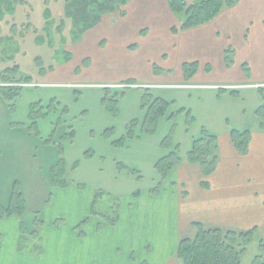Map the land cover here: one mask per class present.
Wrapping results in <instances>:
<instances>
[{"label":"rangeland","instance_id":"obj_1","mask_svg":"<svg viewBox=\"0 0 264 264\" xmlns=\"http://www.w3.org/2000/svg\"><path fill=\"white\" fill-rule=\"evenodd\" d=\"M233 5L213 19L221 28L209 41L210 63L202 65L183 61L187 51L172 43L184 30L172 31L179 27L181 14L172 12V16L157 9L149 15L132 8L113 27L111 22L123 16L109 0H0V71L18 64L16 76H28L32 82L12 85L17 94L11 98L0 93V204L8 203L13 187L24 189L30 198L28 210L19 216L20 248L34 252L42 247V230L73 225L87 238L86 246L79 249L86 257L92 249V230L101 228L98 221H104L109 229L107 257L114 252L125 256L133 245V257L138 260L140 240L149 236L141 232L130 238L122 232L132 228L130 222L136 217L140 219L134 227L152 229L141 220L149 207L137 203L140 198L133 193L142 195L157 186L156 161L176 146L178 155L185 158L203 130L221 137L232 129L252 131L264 126V82L250 83V55L242 48L253 38L261 15L239 16L235 22L239 14L235 15ZM98 7L105 11L99 14ZM122 8L126 10V5ZM98 16L93 23L91 19ZM250 19V30L242 31V24ZM221 62L231 70L240 65L245 83L252 86L189 85L197 75L195 84L208 82L202 73L217 78ZM151 72L160 86L141 84L153 81ZM109 83L138 86L105 85ZM116 92L115 109H110ZM156 97L170 106L153 124L146 113ZM66 185L78 191L81 199L75 192L67 196L68 205H58L62 217L55 219L54 191ZM162 186L163 182L155 197L163 194ZM159 206L160 225L153 228H159L156 236L161 242L170 236V217L165 213L172 210L166 199ZM101 215L117 216L116 222L121 215L122 220L110 225ZM193 233L195 229L189 236ZM259 238L253 235L240 264H264Z\"/></svg>","mask_w":264,"mask_h":264},{"label":"crops","instance_id":"obj_2","mask_svg":"<svg viewBox=\"0 0 264 264\" xmlns=\"http://www.w3.org/2000/svg\"><path fill=\"white\" fill-rule=\"evenodd\" d=\"M235 7L237 8L235 15L239 14L235 18V22L239 16L248 18L255 14L261 15L256 26L253 27V38L251 35V39L248 38L245 45L242 44L243 50L250 55L252 73L250 83L260 84L264 82V0H238L232 9ZM132 8H135V11H144L143 14L149 11V15H153L157 9H160L174 16L169 8L168 0H130L126 4L124 16ZM230 9H227L225 13H229ZM124 16L111 22L112 26L119 25ZM252 21L250 19L249 24L248 21L244 22L241 30L243 31L245 28L250 30L249 25L253 23ZM107 22L110 24V21ZM235 22L230 28L235 26ZM114 23L116 24L114 25ZM219 27L221 28L220 25L218 26L217 19H212L205 24L184 29L180 35L177 34L178 37L172 43L178 44V47L187 51L188 56L183 61H195L206 65L210 63L209 41L212 36L219 34ZM144 40L142 39V41ZM148 44L149 42L145 46ZM128 47L131 46L128 45ZM219 67L217 78L212 79L211 74L202 73L203 77L208 78L209 84L208 82L202 85L195 84L197 80L199 81L197 75L189 85L204 88L214 85L252 86L245 83L246 79L240 65L231 70L230 68L226 69L221 62ZM152 73L151 76L155 81L156 78ZM153 81L141 84L160 86V82ZM5 128L10 127L6 126ZM216 139L218 160L210 175L205 177L198 164L187 162L185 158L181 157L183 162L174 166L163 181V194L160 197H155L151 191H146L142 195L139 192L133 193L134 198H140L139 201H136L137 203L149 207L148 209L144 208L141 220L147 221V224L152 226V229L134 227V222L140 217L134 219L133 216L134 220L130 222L131 225L133 224L132 228H127L124 234L122 232V236L126 234L130 238L132 236L136 238L135 235L139 236L141 232L144 236H149L148 239L140 240L139 252L141 253L138 255V260L133 257L132 252L135 248L133 245L129 246L130 253L126 252L125 256L114 252L107 257L106 249L109 244L105 233L109 229L105 227L107 224L104 221L97 219L101 228L92 230V249H88L86 257L82 256L79 249L86 246L87 238H82L73 225L66 228H50L49 226L48 231L42 230L39 234L42 247L34 252L27 247L20 248L22 218L13 214L0 218V264H14L13 262L17 260H20L19 264H29V260L33 262L31 264H141L142 261L148 264H179L176 257L178 243L184 237H191L189 235L194 229L193 223L196 222L204 228L229 230L237 233L253 230V235L258 234L260 241H264V126L250 131L248 150L245 154L238 153L231 141L230 133L216 137ZM4 147L6 148L8 145ZM2 149L0 135V151ZM202 181L207 183L206 186L201 184ZM74 190L72 186L66 185L60 186V189L54 191L56 196L52 205L54 208L52 214L56 215L55 219L62 217L58 205L59 203L68 205L67 196H71L75 192L77 193L76 198L81 199L79 192ZM21 193L25 200V211H27L30 198L24 189ZM162 199L170 202L172 213L169 214L170 211L167 212L168 214L165 213L170 217V236L168 240L163 239L160 242V238L157 239L156 236V234L160 235L159 228L154 229L153 227L160 225L159 201ZM120 218L121 215L118 219L121 223L122 219ZM164 219L168 220L166 217ZM119 222L115 224L117 225ZM102 226H104L103 229ZM109 233L111 234V232ZM85 235L86 233L83 236ZM148 251L151 252L147 253ZM79 252L85 259H82Z\"/></svg>","mask_w":264,"mask_h":264},{"label":"trees","instance_id":"obj_3","mask_svg":"<svg viewBox=\"0 0 264 264\" xmlns=\"http://www.w3.org/2000/svg\"><path fill=\"white\" fill-rule=\"evenodd\" d=\"M237 1L238 0H200L187 3L185 0H168L170 10L178 16H180V14L183 15L179 27H173L172 31L205 24L214 19L223 9L232 6ZM109 2L120 15H125L126 10L123 9L122 6H125L128 0H109ZM103 3L104 2H102V6ZM98 11L100 14L105 11V9L103 7H98ZM99 19L100 16L95 17V20H91L93 23H96ZM17 71L18 65L16 64L6 67L0 72V81L9 84L30 82L28 76L17 77ZM0 93H3V96L7 99V97L11 98L15 96L17 91H14L12 86H2L0 87ZM117 94L116 92L114 98L111 100L114 103L111 105L110 109H115ZM231 94H234V91H231ZM169 106L170 104L167 100L156 97L149 105L146 119H149L150 122L154 124L157 122L158 118L166 115ZM187 113L189 114L190 112L187 111ZM174 115L175 113H170L169 116L173 117ZM70 136H74L73 131L70 132ZM230 138L238 153L245 154L247 152L250 139L249 130L232 129L230 131ZM216 140L215 135L203 130L201 136L193 140L191 149L185 156L187 162L196 163L200 166L202 174L205 177L210 175L216 167L218 160ZM177 151L178 146L156 161L154 168L158 173L159 181L157 186L151 189L153 194L158 193V188H160L169 171L174 166L183 162V159L178 155ZM201 184L206 186L207 183L202 181ZM24 211L25 200L23 195L19 190L13 187L8 203L6 205L0 204V218L13 214L20 216ZM101 217L110 225L115 224L117 221V216L108 218L101 215ZM193 228L195 229V234L192 237L182 238L178 243L176 257L181 261V264H240V256L245 252L246 245L250 242L254 234L253 230L237 233L229 230L223 231L220 229L204 228L197 222L193 223ZM260 246L263 248L264 242L261 241Z\"/></svg>","mask_w":264,"mask_h":264},{"label":"built area","instance_id":"obj_4","mask_svg":"<svg viewBox=\"0 0 264 264\" xmlns=\"http://www.w3.org/2000/svg\"><path fill=\"white\" fill-rule=\"evenodd\" d=\"M10 85H13V84H9V83H1L0 82V86H10ZM22 86H28L29 84H21ZM112 87H116V88H123V87H127V86H138V85H133V84H113V85H110ZM141 86V85H140ZM224 88H234L235 86H223Z\"/></svg>","mask_w":264,"mask_h":264}]
</instances>
